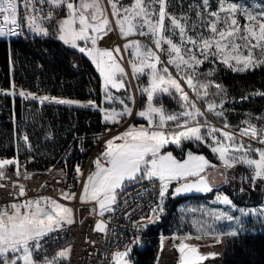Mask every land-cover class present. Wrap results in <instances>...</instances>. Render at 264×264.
<instances>
[{
    "label": "snow or ice",
    "instance_id": "1",
    "mask_svg": "<svg viewBox=\"0 0 264 264\" xmlns=\"http://www.w3.org/2000/svg\"><path fill=\"white\" fill-rule=\"evenodd\" d=\"M176 2L179 13L168 11L169 0H131L127 5L122 0H106V3L105 0H0V37L27 39L26 32L37 37L54 36L92 60L103 77L104 99L121 105L120 110H104L105 121L114 124L133 115L130 105H135L136 98L129 94L121 99L109 90L128 91L129 73L122 65L124 55L120 46L100 48L98 43L115 30L126 40L123 49L129 54L131 77L147 79L146 86L139 87L145 96L143 107L135 113L146 120V126L129 125L105 142V151L94 161L96 170L86 177L79 199L98 205L99 215L103 216L114 211L119 193L129 185L155 182L157 201L140 230L157 222L164 213L170 187L174 196L212 191L206 171L216 165L192 151L187 152L185 159H177L171 151H165L168 145L179 147L184 141L205 144L224 169L244 165L249 175L242 179L248 180L252 187L257 181L264 184V117H250L237 126L238 130H233L225 117L227 93L221 84L210 79L216 68L200 71L205 63L221 64L238 73L264 67V0L253 4L243 0H216L215 7L211 0H198L189 3L186 11L182 0ZM136 37L145 38L150 44ZM161 54L167 60L162 61ZM189 92L204 102V110ZM11 94L15 95V90ZM250 95L264 97V91ZM19 96L40 104L54 101L96 106L94 101L81 104L23 90ZM164 96L176 101L179 111L167 109ZM215 97H220L219 103ZM207 113L221 118L223 127L212 124ZM251 119L261 121L260 125L251 123ZM22 139L30 148L28 136ZM6 166H14L17 177L31 176L26 170L21 171L18 158H0V179H7ZM75 171L83 176L78 165ZM173 182H176L174 187ZM13 185L19 189L17 197L26 196L24 184L14 181ZM62 196L65 200L77 198L74 192L62 193ZM217 201L236 208L228 196H218ZM90 211L97 212V207ZM201 211L213 218V224L201 223L200 228L213 232L216 243H221L224 237L236 238L244 231L241 217L264 218V207L239 209L240 216L223 209ZM217 221L234 222L235 227L228 231L216 230ZM73 223V209L51 197L14 200L0 206V264H65L71 258V247L49 252V241ZM95 229L105 232L106 222L100 220ZM191 238L188 234L176 237L180 240L176 246L179 264H204L216 256L201 253L198 246L187 243ZM139 243V239L133 240L123 250H116L110 259L114 264H132L133 246Z\"/></svg>",
    "mask_w": 264,
    "mask_h": 264
},
{
    "label": "trees",
    "instance_id": "2",
    "mask_svg": "<svg viewBox=\"0 0 264 264\" xmlns=\"http://www.w3.org/2000/svg\"><path fill=\"white\" fill-rule=\"evenodd\" d=\"M169 2L171 9H180L176 0ZM182 3L186 8L189 0ZM26 35L27 39L0 38V90L17 87L30 93L79 102L94 101L98 106H105L102 77L86 54L64 45L54 36ZM213 67L216 71L211 79L221 84L227 93L225 117L231 126L237 128L250 117H264V97L250 95L264 91V67L244 73L233 72L221 64ZM245 96L249 98L241 99ZM170 101L171 98L163 97L167 109L172 108ZM251 121L261 123L256 119ZM106 125L103 111L99 109L54 101L39 105L37 100L0 92V158H18L21 170L64 167L68 187L75 190L82 177L75 168L78 165L81 171L86 165ZM24 135L28 136L30 148L22 139ZM189 150L206 153L213 159L208 147L192 141L184 142L181 148L168 145L165 149L178 158H184ZM241 186L247 193H264V184L259 181L256 191L244 184ZM220 188L234 197L227 186ZM188 197L169 196L167 210L159 222L136 231L135 237L140 243L133 246L134 264H155L156 250L150 237L161 231L172 234L180 228L178 207ZM224 264H264V232L228 237Z\"/></svg>",
    "mask_w": 264,
    "mask_h": 264
},
{
    "label": "rangeland",
    "instance_id": "3",
    "mask_svg": "<svg viewBox=\"0 0 264 264\" xmlns=\"http://www.w3.org/2000/svg\"><path fill=\"white\" fill-rule=\"evenodd\" d=\"M131 1L129 0H122V3L124 5L129 4ZM198 2V0H189V3ZM244 3H259V0H243ZM106 3V0H105ZM170 3V2H169ZM187 3V5L189 4ZM211 3L213 7L216 6V0H211ZM184 7V10H187ZM169 12L173 13H179L180 9H171L169 6L168 8ZM243 22V21H242ZM167 23V21H166ZM115 28V25H113ZM27 34V32H26ZM32 34V33H31ZM0 38H11V37H0ZM121 38L122 42L118 43L117 39ZM138 39H141L143 43L150 44V41L142 38V37H136ZM81 46H83V42H80ZM126 43V40L119 35L118 30H115L111 33H109L107 36H105L102 40L99 41L98 47L100 48H108L112 49L116 46L121 47V53L124 55V60L122 61L123 67L128 71L130 80L129 84V90L125 91L123 89L116 90V89H109L114 96H118L121 99H125L127 95L134 94L136 98L135 105H130L133 107V115L127 116L122 119H120L119 123H111L109 121H106L107 125L103 129V132L100 134V139L95 146V148L92 150L91 154L89 155L86 165L83 167L81 172L83 173V176L81 177L80 184L76 188V192L80 190L82 192V186L86 181V177L92 172L96 170L94 161L101 156V154L105 151L106 148V141L109 139H112L114 136L119 135L122 133L129 125H141L145 124L146 126V120L144 118L139 117L135 113L143 107V102L145 101V96L139 92L140 86H146L147 79L146 77H141L139 80H136L131 77V70L130 65L128 63V57L129 54L124 52L123 44ZM161 60H167V56L164 54H161ZM217 65V64H216ZM213 64L205 63L201 66L200 71L206 72L209 68H212L213 66H216ZM170 70H172L170 68ZM173 75H175V72L173 71ZM102 77V76H101ZM211 79V77H210ZM103 81V77H102ZM104 85V83H103ZM15 90L16 94L19 95V91L22 89H19L17 87H14L11 90L8 91H2L3 93L11 94ZM187 90V89H186ZM24 91V90H23ZM211 91H215V89H211ZM27 93V91H25ZM37 96H43L39 93H32ZM14 96L13 94H11ZM189 96L193 100H197L195 95L191 92H189ZM24 98V97H23ZM58 99V98H57ZM217 102L219 103L220 97H215ZM169 100V99H168ZM172 100V99H171ZM75 101V100H74ZM49 102V101H47ZM89 101H83L80 102L81 104H86ZM127 102V101H126ZM172 108H168L170 111H179V106L176 101L172 100L170 101ZM105 106H98L96 103V106H88L90 108H95L103 111V115H105L104 110L109 108H116L117 110H120L121 105L118 101L115 102H108L104 101ZM197 105L202 110H204L205 105L204 102L197 100ZM98 106V107H97ZM226 105L224 104V109L226 110ZM207 119L212 122L216 127L220 128L223 127V120L219 117L213 116L211 113H207ZM105 120V119H104ZM249 120V119H246ZM244 121V120H243ZM251 123H254L250 121ZM255 124V123H254ZM241 125V124H240ZM239 125V126H240ZM259 126V125H257ZM112 127V129H110ZM233 130H238L237 128L233 127ZM119 142V141H117ZM189 142V141H184ZM183 142V143H184ZM196 145H201L208 147L205 144H201L195 141ZM183 146V144L180 146V148ZM209 148V147H208ZM210 150V148H209ZM190 151V150H189ZM172 152V151H171ZM193 152V151H192ZM211 152V150H210ZM173 154V152H172ZM193 154H200L204 155L206 159L210 161V163L215 164L216 167L214 168H208L206 171V175L208 176L210 185L212 187V191L210 192H197L192 191L189 193H184L179 196L171 195L172 188L169 189V195L167 199L164 201V213L167 210L168 207V199L169 196L171 197H184L189 196L186 198L178 207V211L180 214V228H177L176 232L172 234H165L163 231H161L159 234L154 235L150 237V242L153 245V247L156 250V260L155 264H179V253L177 250V245L180 243V240L176 239L177 236H184L186 234L190 235L192 238L187 243H190L192 245H196L199 248V251L204 254L208 253H215L216 256L214 258H210L204 262V264H224V257H225V245L226 240L228 237H224L223 241L221 243H216L214 233L211 231H202L200 228V224L203 223L205 226L212 225L213 224V218L207 215L206 211H201V209H223L230 211L233 215L240 216L239 209H251V208H257V207H264V193L256 191V186L252 187L250 186L248 180L242 179V177H247L249 175V170L244 165H237L234 168L231 169H224L222 167V162L219 161V159L215 156V154H212L213 159L207 155L206 153H198L193 152ZM174 155V154H173ZM187 155V153H186ZM175 156V155H174ZM176 157V156H175ZM177 159L183 160L186 158H178ZM223 173V175H222ZM258 182V181H257ZM176 182H173V187L175 186ZM228 184V185H227ZM245 185L250 187L251 189L255 190L256 193L251 194L247 193L245 191V187H242L241 185ZM227 186L230 191L233 192L234 197L228 194L224 189H221L220 186ZM243 189V191L241 190ZM192 195V196H190ZM194 195H201V196H194ZM205 195V196H203ZM81 196V193H80ZM218 196H228L232 201L233 204L236 205V208H232L229 205H224L222 203H219L217 201ZM35 199V198H33ZM59 202V201H58ZM62 203V202H59ZM67 207L72 208L70 205L65 204ZM193 209H196V211H192ZM162 218V214L160 215L159 220ZM241 219L244 222V231L242 233H257V232H264V218H260L255 215H249L246 217H241ZM101 219H98L96 223H98ZM159 220L157 222H159ZM155 222V223H157ZM154 224V223H153ZM216 230H223L228 231L232 227H235L234 222L230 221H217L214 225ZM174 229V227H173ZM180 231H183V233H180ZM196 237H200L197 239ZM136 239V237H135ZM132 264H134V261L132 260Z\"/></svg>",
    "mask_w": 264,
    "mask_h": 264
},
{
    "label": "built area",
    "instance_id": "4",
    "mask_svg": "<svg viewBox=\"0 0 264 264\" xmlns=\"http://www.w3.org/2000/svg\"><path fill=\"white\" fill-rule=\"evenodd\" d=\"M4 171L7 179H0V185H3L0 186V206L14 200L51 197L72 207L74 223L66 225L54 234V239L49 241L51 247L48 248V251L52 252L70 246L71 258L65 264H114L110 259L111 255L116 250H123L124 245L135 240L136 231L141 228V224L147 222L150 208L157 201L155 182L142 181L139 184H131L120 192L117 203L113 205L114 211L105 212L100 216L98 205L82 202L79 199L80 190L76 192L68 187V175L64 167L26 170L31 174L27 179L23 176L17 177L15 168H5ZM14 181L25 185V197L16 196L19 189L14 187ZM67 192H74L77 198L65 200L62 193ZM94 206L97 207V212L92 213L90 210ZM98 219L106 222L105 232L95 229Z\"/></svg>",
    "mask_w": 264,
    "mask_h": 264
},
{
    "label": "bare ground",
    "instance_id": "5",
    "mask_svg": "<svg viewBox=\"0 0 264 264\" xmlns=\"http://www.w3.org/2000/svg\"><path fill=\"white\" fill-rule=\"evenodd\" d=\"M117 42H118V43H121V42H122L121 38H118V39H117Z\"/></svg>",
    "mask_w": 264,
    "mask_h": 264
},
{
    "label": "crops",
    "instance_id": "6",
    "mask_svg": "<svg viewBox=\"0 0 264 264\" xmlns=\"http://www.w3.org/2000/svg\"><path fill=\"white\" fill-rule=\"evenodd\" d=\"M104 101H105V99H104ZM174 154V153H173ZM175 155V154H174ZM176 156V155H175ZM177 157V156H176Z\"/></svg>",
    "mask_w": 264,
    "mask_h": 264
}]
</instances>
